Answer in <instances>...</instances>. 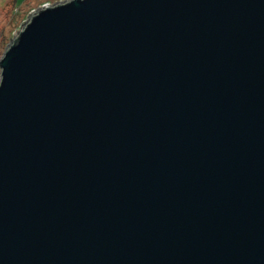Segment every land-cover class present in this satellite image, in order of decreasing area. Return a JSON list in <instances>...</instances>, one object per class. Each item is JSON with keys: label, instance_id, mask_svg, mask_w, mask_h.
Returning <instances> with one entry per match:
<instances>
[{"label": "water", "instance_id": "obj_1", "mask_svg": "<svg viewBox=\"0 0 264 264\" xmlns=\"http://www.w3.org/2000/svg\"><path fill=\"white\" fill-rule=\"evenodd\" d=\"M0 264H264V0H64L0 58Z\"/></svg>", "mask_w": 264, "mask_h": 264}, {"label": "rangeland", "instance_id": "obj_2", "mask_svg": "<svg viewBox=\"0 0 264 264\" xmlns=\"http://www.w3.org/2000/svg\"><path fill=\"white\" fill-rule=\"evenodd\" d=\"M59 1L64 0H0V58L32 10Z\"/></svg>", "mask_w": 264, "mask_h": 264}, {"label": "built area", "instance_id": "obj_3", "mask_svg": "<svg viewBox=\"0 0 264 264\" xmlns=\"http://www.w3.org/2000/svg\"><path fill=\"white\" fill-rule=\"evenodd\" d=\"M46 4H49V3H45V4H42V5H46ZM42 5H41V6H42ZM32 11H33V10H32ZM32 11H31V12H32Z\"/></svg>", "mask_w": 264, "mask_h": 264}]
</instances>
